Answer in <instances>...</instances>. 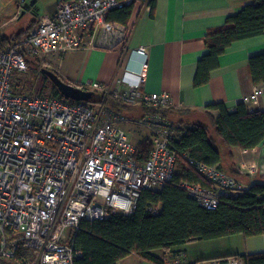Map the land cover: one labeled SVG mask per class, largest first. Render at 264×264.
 <instances>
[{
  "label": "built area",
  "instance_id": "obj_1",
  "mask_svg": "<svg viewBox=\"0 0 264 264\" xmlns=\"http://www.w3.org/2000/svg\"><path fill=\"white\" fill-rule=\"evenodd\" d=\"M131 2L59 0L55 12L43 14L20 46L0 51V253L6 257H15L20 240L35 252L34 259L25 258L23 264H74L82 254L73 240L83 219L133 212L144 188H160L177 170L178 152L171 147L176 130L161 115L135 118L105 104L15 90L14 73L28 70L24 51L42 60L51 52L124 45L132 24L111 22L106 16L112 8ZM136 50L143 56L138 81L127 80L123 88L96 80L84 85L112 92L133 105L169 106L168 93L143 91L148 47ZM260 93L257 88L245 98L250 110ZM125 123L151 129L153 148L146 160L136 157L137 142ZM183 155L211 182L210 186L183 182L207 209H216L221 197L248 187L218 165ZM239 169L254 175L261 163L242 162ZM9 232L15 238L9 240ZM165 264L194 263L178 252L169 253ZM212 264L243 261L232 257Z\"/></svg>",
  "mask_w": 264,
  "mask_h": 264
},
{
  "label": "trees",
  "instance_id": "obj_2",
  "mask_svg": "<svg viewBox=\"0 0 264 264\" xmlns=\"http://www.w3.org/2000/svg\"><path fill=\"white\" fill-rule=\"evenodd\" d=\"M138 1L132 0L131 3L112 8L107 13V20L128 24ZM141 2L150 5L154 12L157 0ZM36 5H32L34 16L27 27L10 35L0 30V51L10 46H20L24 37L39 23L40 14ZM261 34H264V0H252L239 12L229 15L224 24L210 28L204 38L208 52L198 60L194 85L209 82L211 72L220 65V55L233 42ZM24 53L28 67L32 63L41 70L45 67L51 69L39 58L26 51ZM249 70L253 82L264 85V53L250 57ZM44 75L52 84L51 94L65 97ZM15 81V90L24 88L16 85ZM75 85L93 93L86 100L92 105L105 104L135 118L154 114L169 119L176 130L171 147L178 152V160L173 178L160 188H144L133 212L112 211L104 219H83L74 234V245L82 252L74 264H118L119 260L132 253L156 264H165V258L157 255L156 250L168 251L177 245L234 234L245 237L264 234V181H254L243 192L221 197L216 209L202 206L183 186L184 181L211 185L204 175L188 163L183 153L209 165H218L243 181L235 162L231 161L226 166L224 159H234L235 147L252 149L264 142V111L250 110L244 101H240L235 109L224 102H215L207 105L203 111L172 105H133L115 97L112 92L91 89L84 84ZM44 91L43 86L39 93L45 94ZM152 148L151 136L139 140L136 157L146 160ZM13 237L9 232L8 239ZM34 257L35 252L19 240L15 257L9 258L0 253V264H23L25 258ZM231 257L241 259L243 264H264V252L232 253L214 259L227 261Z\"/></svg>",
  "mask_w": 264,
  "mask_h": 264
},
{
  "label": "crops",
  "instance_id": "obj_3",
  "mask_svg": "<svg viewBox=\"0 0 264 264\" xmlns=\"http://www.w3.org/2000/svg\"><path fill=\"white\" fill-rule=\"evenodd\" d=\"M58 1L48 5L43 12L37 0L35 7L40 16L53 14ZM251 1L157 0L153 13L150 5L138 1L129 21L132 31L124 45L114 48L85 46L63 53L51 52L44 61L63 79L74 84L96 80L113 88H123L127 80L138 81L143 56L136 49L147 46L148 69L144 92H166L170 105L203 111L207 105L215 102H224L229 108L235 109L240 101L259 88V98L252 101L250 106L253 108L251 110L264 111V85H256L249 70L250 57L264 53V34L233 42L220 55V65L211 72L209 82L194 85L198 60L208 52L204 40L207 31L224 24L229 15L239 12ZM27 4L28 0H3L0 21L4 29L17 21L21 22L26 16L30 18L34 15V8ZM120 81L123 83L119 84ZM233 151V160L224 159L226 166L234 161L239 169L242 162L258 160L261 169L254 175L239 169L240 174L247 186L254 181H264V142L252 149L235 147ZM178 252L194 264H212L219 262L214 258L232 253L264 252V234L249 237L234 234L177 245L168 251H155L165 261L169 253ZM118 264L156 263L132 253L119 260Z\"/></svg>",
  "mask_w": 264,
  "mask_h": 264
},
{
  "label": "rangeland",
  "instance_id": "obj_4",
  "mask_svg": "<svg viewBox=\"0 0 264 264\" xmlns=\"http://www.w3.org/2000/svg\"><path fill=\"white\" fill-rule=\"evenodd\" d=\"M6 1V0H4ZM10 2H14L15 0H7ZM31 0H28V3ZM57 0H37V4L40 6L41 11L43 12L46 7L50 4H52L53 2H55ZM3 0H0V9L3 7L2 5ZM58 4V3H57ZM57 7V6H56ZM34 16V15H33ZM32 16V17H33ZM32 17L28 18V16L24 17L23 20L21 22L17 21L15 23H13L11 26L7 27L6 29H4V25L2 26L1 29H4V31H6V34H13L16 32V30H21L25 27H27V25L30 23ZM42 16H39V20L41 19ZM0 23L2 24V22L0 21ZM19 27H21V29H18ZM15 30V31H13ZM2 30V32H4ZM12 32V33H11ZM42 63H45L44 59H42L41 61ZM14 79H16L15 84L16 85H22L21 87L24 88H18V90L21 92L22 90L33 93V94H37L40 91V88L44 86L45 94H51L52 91V84L51 82L46 78V76L44 75V73L42 72L41 68L39 69L36 64H30V66L28 67V70L25 72H15L14 73ZM123 126L128 129V131L130 132V134L133 136L134 140L136 142H138L139 140L147 137V136H151V129L147 126V125H141V124H133V123H125L123 124Z\"/></svg>",
  "mask_w": 264,
  "mask_h": 264
},
{
  "label": "water",
  "instance_id": "obj_5",
  "mask_svg": "<svg viewBox=\"0 0 264 264\" xmlns=\"http://www.w3.org/2000/svg\"><path fill=\"white\" fill-rule=\"evenodd\" d=\"M36 3V0H31L27 5L32 6ZM42 72L45 73L50 80L57 86L58 90L67 98L73 100H89L92 96V92L81 88L75 84H72L64 80L57 72L49 68H42Z\"/></svg>",
  "mask_w": 264,
  "mask_h": 264
}]
</instances>
